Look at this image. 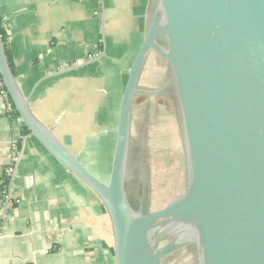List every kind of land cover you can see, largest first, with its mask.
Here are the masks:
<instances>
[{"label": "water", "instance_id": "water-1", "mask_svg": "<svg viewBox=\"0 0 264 264\" xmlns=\"http://www.w3.org/2000/svg\"><path fill=\"white\" fill-rule=\"evenodd\" d=\"M171 76L184 193L146 210L130 165L133 101L146 62ZM80 64L66 71L82 67ZM0 78L28 134L83 182L108 214L116 264H165L192 247L196 264H264V0H148L143 41L126 73L107 179L91 173L33 114L0 33Z\"/></svg>", "mask_w": 264, "mask_h": 264}, {"label": "crops", "instance_id": "crops-1", "mask_svg": "<svg viewBox=\"0 0 264 264\" xmlns=\"http://www.w3.org/2000/svg\"><path fill=\"white\" fill-rule=\"evenodd\" d=\"M117 1L0 0V22L22 94L29 95L45 78L32 93L33 114L103 180L110 171L126 73L143 41L148 5L140 0L133 9L129 0ZM137 18L133 26L131 19ZM152 56L157 58L152 68L158 60L164 64L151 54L141 79ZM2 89L0 179L8 166L13 171L6 200L0 202V264H116L104 206L23 132Z\"/></svg>", "mask_w": 264, "mask_h": 264}, {"label": "rangeland", "instance_id": "rangeland-1", "mask_svg": "<svg viewBox=\"0 0 264 264\" xmlns=\"http://www.w3.org/2000/svg\"><path fill=\"white\" fill-rule=\"evenodd\" d=\"M138 1L140 2L129 0L133 9L138 7ZM134 22L137 24L138 18L131 19V24L136 26ZM103 35L105 38L104 33ZM154 59L157 58L152 56V64H148L141 84L146 83L151 89L158 90V95H163L166 81L172 85V80L168 74L163 82L162 75L167 71L166 66L158 60L157 68H152ZM156 99L150 97L144 105L133 102L130 168L133 172L135 168H139L137 170L142 174L143 181L139 182L140 185L136 180H131V183L138 189L139 194L143 188L145 208L149 211L162 208L184 193L186 187L185 165L174 102L171 101L170 110L163 105L162 108H152L149 103H158ZM165 264H196L193 248L188 247L174 253Z\"/></svg>", "mask_w": 264, "mask_h": 264}, {"label": "flooded vegetation", "instance_id": "flooded-vegetation-1", "mask_svg": "<svg viewBox=\"0 0 264 264\" xmlns=\"http://www.w3.org/2000/svg\"><path fill=\"white\" fill-rule=\"evenodd\" d=\"M158 57V56H157ZM159 58V57H158ZM154 68V67H153ZM154 69H156V67L154 68ZM162 76H164V78H163V82L164 81H166V78H167V76H168V73H167V71H165V74L164 75H162ZM142 80V79H141ZM141 80H140V87H142V88H150L151 89V87H149V86H147L146 85V83L145 84H141ZM167 82V83H166ZM165 83V87H164V92H163V95L162 94H159L160 96H163V97H161L160 98V96L158 95V93H159V91H157V93H155L154 95H150V94H147V93H139L137 96H140V97H135V99H134V101L133 102H137L138 104H145V103H147L148 101V99L150 98V97H154V98H157L156 100H158V103H152V102H150L149 104H150V106L152 107V108H162L161 106L163 105V106H165L166 107V109L167 110H170L171 109V101H173L172 100V91H173V88H172V85L168 82V81H166ZM134 104V103H133ZM172 109H173V107H172ZM131 167V165L129 166V168ZM137 169H139V168H135L134 170H135V172H137L138 170ZM132 170V169H131Z\"/></svg>", "mask_w": 264, "mask_h": 264}, {"label": "trees", "instance_id": "trees-1", "mask_svg": "<svg viewBox=\"0 0 264 264\" xmlns=\"http://www.w3.org/2000/svg\"><path fill=\"white\" fill-rule=\"evenodd\" d=\"M0 33H1V36H2V42H3V45H4V49H5L8 61L10 63V66L12 67L10 53H9V49H8L7 42H6V34H5V31H4V29H3L2 25H1V22H0ZM11 114H13L16 117H18V115L15 112V110L13 109V107H12ZM23 132L25 134L29 133L26 127H23ZM9 183H10V175H7L5 173V171H4V173L2 174L1 179H0V202H4L6 200V197H7V194H8Z\"/></svg>", "mask_w": 264, "mask_h": 264}, {"label": "built area", "instance_id": "built-area-1", "mask_svg": "<svg viewBox=\"0 0 264 264\" xmlns=\"http://www.w3.org/2000/svg\"><path fill=\"white\" fill-rule=\"evenodd\" d=\"M0 85L2 87V84H0ZM2 93H4L6 95V92L3 89H2ZM12 171H13V168L12 167H9V166L5 169V173L7 175H11Z\"/></svg>", "mask_w": 264, "mask_h": 264}]
</instances>
